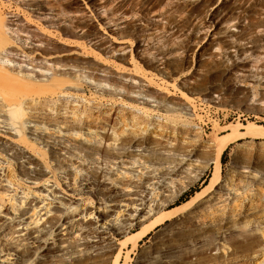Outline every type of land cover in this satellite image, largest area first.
Here are the masks:
<instances>
[{
  "label": "rangeland",
  "instance_id": "374dc122",
  "mask_svg": "<svg viewBox=\"0 0 264 264\" xmlns=\"http://www.w3.org/2000/svg\"><path fill=\"white\" fill-rule=\"evenodd\" d=\"M0 14L1 64L49 86L24 95L16 129L23 96L0 95V264H264V138L230 142L213 187L123 244L209 184L235 125L264 124V0H0ZM98 208L119 229L108 247Z\"/></svg>",
  "mask_w": 264,
  "mask_h": 264
},
{
  "label": "bare ground",
  "instance_id": "6f19581e",
  "mask_svg": "<svg viewBox=\"0 0 264 264\" xmlns=\"http://www.w3.org/2000/svg\"><path fill=\"white\" fill-rule=\"evenodd\" d=\"M63 13L65 14V20H68L70 16L67 11V6L63 9ZM11 24L14 25V23H10L5 16H1L0 14V54L8 50L7 45L11 42V38L7 32L11 28ZM23 31L24 30H22L20 26L17 27L18 33ZM31 36L32 38L34 37L33 34ZM27 38H31V37H27ZM21 52L24 54L28 53L25 49H21ZM9 59L10 58H8V60ZM0 61H4L3 58ZM11 71L12 69L2 65L0 62V95L3 96L4 94L3 88H5L10 92L21 93V95L23 96V98L18 97L15 99L14 102L8 104V106H10L9 113H10L11 124L12 126H14L20 120L21 122H26V119H24L26 110L23 106L24 95L30 94L31 92L37 93L38 91L48 88L49 86H47L45 83L42 84L39 82L19 84L18 79L15 77L16 74L14 75ZM11 128L16 129L15 126ZM242 137L264 138V124H260L256 122H249L248 124H237L232 128L231 131H228L223 137H221V139L218 142L217 155L212 160L213 176L210 178L209 184H206L201 191H197L196 194L190 200L183 202L181 205L161 211L159 214H157V216L154 219H152V221L148 224V226L131 233L127 238H125L123 244L132 245L129 251L132 250V248L136 247L139 241H141L144 237H146L159 224L173 217L177 212L179 213L181 209L184 210L186 207H188V205L190 204L192 205L194 203V200H196L199 196H201L208 188L213 187V185L217 182V179L219 178V172L221 169L220 157L222 153L224 152V150L226 149L227 145L230 142L236 139H240ZM17 149L21 150L18 147ZM217 193L220 192L218 191ZM94 211L99 212L98 217L100 215L102 216V218L100 219L102 220V223L99 224L100 228L96 230V234H95L96 239L94 241L98 243L101 242L102 244L108 247L111 245L110 241L112 239L114 231L115 230L119 231V229H117L113 224H111L110 219L108 218L107 215H105L101 211V209L98 208ZM34 236L37 237L38 234H34ZM39 240L42 239H36V240L33 239L30 241L31 245L36 247V250L40 249L38 243ZM59 247L62 248L63 245H60ZM114 264H123L120 260V255H117L115 257Z\"/></svg>",
  "mask_w": 264,
  "mask_h": 264
},
{
  "label": "trees",
  "instance_id": "16d2710c",
  "mask_svg": "<svg viewBox=\"0 0 264 264\" xmlns=\"http://www.w3.org/2000/svg\"><path fill=\"white\" fill-rule=\"evenodd\" d=\"M227 150L224 152L223 156L226 154ZM224 162V161H223ZM145 238V237H144Z\"/></svg>",
  "mask_w": 264,
  "mask_h": 264
}]
</instances>
